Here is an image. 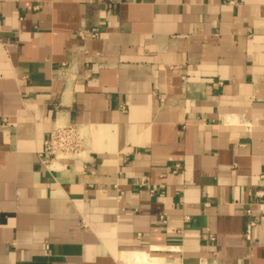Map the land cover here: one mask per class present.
Instances as JSON below:
<instances>
[{
	"label": "crops",
	"instance_id": "0c3cea01",
	"mask_svg": "<svg viewBox=\"0 0 264 264\" xmlns=\"http://www.w3.org/2000/svg\"><path fill=\"white\" fill-rule=\"evenodd\" d=\"M263 175L264 0H0V264H264Z\"/></svg>",
	"mask_w": 264,
	"mask_h": 264
},
{
	"label": "built area",
	"instance_id": "2783aa9c",
	"mask_svg": "<svg viewBox=\"0 0 264 264\" xmlns=\"http://www.w3.org/2000/svg\"><path fill=\"white\" fill-rule=\"evenodd\" d=\"M99 5L104 6L107 10H114L117 5L121 3V0H96ZM99 36L96 30L88 31L82 30L80 33V39L82 41L88 39H96ZM123 112H126L125 107L120 108ZM3 123L7 124V120H3ZM86 155V135L84 130L77 124L59 125L53 128L46 140L42 150L37 152V158L41 167L47 171L53 168L55 163H59L62 166L68 167L70 165L85 164ZM179 166H176V170ZM175 170V172H176ZM264 178V175L262 176ZM147 181L142 179L140 186H146ZM154 190L152 191V193ZM121 196L123 194H120ZM259 198L264 197V192L257 194ZM118 196V199H121ZM259 213L264 215V204H258ZM249 217L253 216L252 209L247 211ZM165 224L166 221L162 219ZM83 225L86 227V222L83 221ZM257 226V222L251 219L246 227L244 236L250 240L253 229ZM214 241V238H211Z\"/></svg>",
	"mask_w": 264,
	"mask_h": 264
},
{
	"label": "bare ground",
	"instance_id": "6f19581e",
	"mask_svg": "<svg viewBox=\"0 0 264 264\" xmlns=\"http://www.w3.org/2000/svg\"><path fill=\"white\" fill-rule=\"evenodd\" d=\"M59 166H60L59 163H55L53 165V168L58 169ZM158 262L159 261L157 259L150 257L146 253H142V254L137 255V264H158Z\"/></svg>",
	"mask_w": 264,
	"mask_h": 264
}]
</instances>
